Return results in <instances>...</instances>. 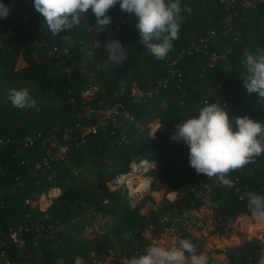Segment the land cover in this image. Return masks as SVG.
Here are the masks:
<instances>
[{"label": "trees", "instance_id": "obj_1", "mask_svg": "<svg viewBox=\"0 0 264 264\" xmlns=\"http://www.w3.org/2000/svg\"><path fill=\"white\" fill-rule=\"evenodd\" d=\"M0 2L9 9L0 18V253L11 264L61 257L72 264L76 256L84 264L110 256L123 264L184 211L209 204L224 217L251 216L245 193L264 194V154L230 171L232 184L224 186L190 167L187 147L170 136L206 99L230 116L264 123V99L246 93L241 63L245 51L264 49V0H181L191 12L182 13L163 60L143 49L135 18L118 6L99 31L86 10L79 24L54 36L32 0ZM111 39L126 52L119 65L105 63ZM24 87L32 108L8 99L9 89ZM142 158L160 163L149 173L150 191L163 194L144 214L150 191L131 206L112 183ZM172 225L177 240L195 243L184 221ZM262 248L259 239H245L222 260L208 256L209 264H259Z\"/></svg>", "mask_w": 264, "mask_h": 264}, {"label": "clouds", "instance_id": "obj_2", "mask_svg": "<svg viewBox=\"0 0 264 264\" xmlns=\"http://www.w3.org/2000/svg\"><path fill=\"white\" fill-rule=\"evenodd\" d=\"M34 9L43 17L45 29L52 35L72 29L80 23L82 14L90 10L96 29L111 22L108 10L113 6L135 18V29L143 46L157 60H163L173 48L184 20L182 13L191 8L182 6L181 0H32ZM8 7L0 2V18L8 14ZM106 64L119 65L126 52L118 40L104 45ZM241 63L246 70L242 86L246 93H256L264 99V49L255 53L245 51ZM8 99L16 108H32L36 101L28 88L9 89ZM187 147L188 164L197 173L215 176L224 186H230L229 172L241 168L255 157L264 154V123L248 115L230 116L223 105L206 99L198 114L182 119L174 126L170 136ZM247 208L252 218L264 223V194L248 191ZM57 264H64L63 258ZM72 264H84L76 256ZM127 264H209V257L198 252L191 239L179 238L169 246L153 240L142 254L130 257Z\"/></svg>", "mask_w": 264, "mask_h": 264}, {"label": "rangeland", "instance_id": "obj_3", "mask_svg": "<svg viewBox=\"0 0 264 264\" xmlns=\"http://www.w3.org/2000/svg\"><path fill=\"white\" fill-rule=\"evenodd\" d=\"M150 133L153 132L155 125L150 124ZM143 180H141L140 187ZM120 187V186H118ZM124 189V188H123ZM126 190V189H124ZM57 191L54 190L53 193ZM169 193L166 195L169 199H174L175 194ZM162 191H150L147 198H145L144 204L141 209L154 208L155 204L158 203L162 198ZM139 199V198H138ZM44 200L41 198V201ZM44 202V201H43ZM137 200H129L131 206H134ZM45 203H42L44 207ZM196 214L192 213L186 218L189 223H192L189 233L195 239L194 245L198 252H204L207 256L213 258L223 259V253L226 248L236 246L245 239L257 238L263 245L259 264H264V223H258L251 216L239 215L236 217H224L219 213H215L212 206L209 204L201 206ZM176 220L173 216L172 223ZM200 221L201 224H197ZM102 221L97 222L93 227L87 228L88 231L96 229L98 225H102ZM167 226L166 228H168ZM148 236V233H146ZM177 238L173 236V232L169 234L168 238L165 239V246H169L176 242ZM114 257L110 256L103 263L98 264H119L114 262ZM122 260V259H119Z\"/></svg>", "mask_w": 264, "mask_h": 264}, {"label": "built area", "instance_id": "obj_4", "mask_svg": "<svg viewBox=\"0 0 264 264\" xmlns=\"http://www.w3.org/2000/svg\"><path fill=\"white\" fill-rule=\"evenodd\" d=\"M55 50V48H54ZM65 52V51H64ZM214 58V56H213ZM94 88H89L85 90L82 93L83 97H89L94 92ZM31 141L28 140V144H30ZM160 167V163L156 161H149L146 158H142L137 162H134L130 165L129 169L123 173H119L115 176V178L112 180V183L116 186H120L124 189H126L127 195L129 199L137 200L140 197V194L147 190L150 184V181H152L151 177L149 176L150 172L157 171ZM141 180L144 181V183L140 187ZM114 188V187H113ZM174 196V194H173ZM169 199V198H168ZM172 200V199H170ZM192 210L190 211H184L178 215H175L176 220L184 221L187 229L189 230L192 226V223H189L186 218L189 216V214H192ZM197 224H201L200 221H198ZM173 232V236L177 238V231L172 227L169 226L168 228H165L163 231H161L158 235V237L153 238V240H165L168 238L169 234ZM127 261H124L123 264H127ZM0 264H11L5 257L3 251L0 253Z\"/></svg>", "mask_w": 264, "mask_h": 264}, {"label": "water", "instance_id": "obj_5", "mask_svg": "<svg viewBox=\"0 0 264 264\" xmlns=\"http://www.w3.org/2000/svg\"><path fill=\"white\" fill-rule=\"evenodd\" d=\"M151 185H152V181H150V184H149V187L147 190L143 191L141 194H140V197L143 196L145 193L149 192L151 190ZM146 212V209H141L140 210V213L141 214H144Z\"/></svg>", "mask_w": 264, "mask_h": 264}, {"label": "crops", "instance_id": "obj_6", "mask_svg": "<svg viewBox=\"0 0 264 264\" xmlns=\"http://www.w3.org/2000/svg\"><path fill=\"white\" fill-rule=\"evenodd\" d=\"M192 213L196 214L195 211H193ZM158 242L161 243L163 246H165V245H164V244H165V240H161V239H160V240H158ZM167 246H168V245H167Z\"/></svg>", "mask_w": 264, "mask_h": 264}, {"label": "bare ground", "instance_id": "obj_7", "mask_svg": "<svg viewBox=\"0 0 264 264\" xmlns=\"http://www.w3.org/2000/svg\"><path fill=\"white\" fill-rule=\"evenodd\" d=\"M144 183V181L142 182V184Z\"/></svg>", "mask_w": 264, "mask_h": 264}]
</instances>
